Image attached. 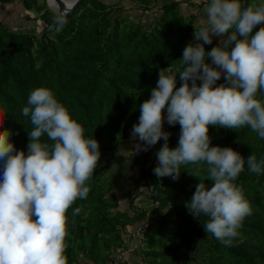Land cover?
I'll return each instance as SVG.
<instances>
[{
    "label": "trees",
    "instance_id": "trees-1",
    "mask_svg": "<svg viewBox=\"0 0 264 264\" xmlns=\"http://www.w3.org/2000/svg\"><path fill=\"white\" fill-rule=\"evenodd\" d=\"M131 1L135 8L122 7L120 0H82L66 14L68 22L56 34L48 26L57 13L44 0H0L17 3L27 12L20 14L24 28L9 27L0 18V126L10 130L15 148L27 151L33 126L22 109L29 92L46 87L83 126L85 137L96 139L99 151L109 154L98 161L87 182V198L68 209L67 264H104L110 251L121 246L125 227L148 220L147 205L135 203L142 196L147 204L156 201L157 207L144 230L139 264H264V173L250 172L245 163L236 183L250 202L252 215L244 219L232 246H225L204 231L206 217L198 220L185 207L199 178L207 176L206 165L200 166L199 178L193 175L196 165H182L178 180L158 179L153 173L158 161L153 160L163 139L148 151L120 152L121 143L139 122L140 105L150 98L159 71L180 68L183 49L195 42L194 27L201 25L193 15L184 17L174 1L157 7L151 21H142L134 11H151L156 0ZM30 20L38 21V32L28 26ZM260 26L264 25L254 31ZM217 43L213 37L206 51ZM180 84L177 75L176 86ZM164 126L176 131L163 128L171 134L169 147L175 148L180 126H170L166 119ZM209 136L212 146L231 147L245 159L252 153L258 160L264 158V139L248 127H210ZM41 139L51 143L46 135ZM114 159L134 162L123 171L129 175L128 183L120 187L126 199L120 208L114 195L117 182L104 173ZM135 167L136 174H131ZM204 183L211 186L209 180ZM76 208L80 212L73 215Z\"/></svg>",
    "mask_w": 264,
    "mask_h": 264
},
{
    "label": "clouds",
    "instance_id": "clouds-1",
    "mask_svg": "<svg viewBox=\"0 0 264 264\" xmlns=\"http://www.w3.org/2000/svg\"><path fill=\"white\" fill-rule=\"evenodd\" d=\"M205 15L194 27L195 42L183 49L180 68L159 71L131 135L143 142L136 144L137 152L163 139L153 169L158 179L178 180L182 165H196L193 175L199 178L200 166L206 165L207 176L199 178L185 207L194 218H207L206 233L232 246L252 215L237 178L245 163L250 172L264 173V158L252 153L245 159L231 147L212 146L209 128L248 127L264 139V26L254 31L264 25V0L246 6L243 0H208ZM67 22L61 11L48 30L59 34ZM213 37L220 39L206 51ZM222 77L224 83L217 84ZM22 115L33 126L26 152L18 151L10 130L0 126V264H67V212L90 192L99 143L85 137L83 126L46 87L29 92ZM165 119L180 126L175 148L163 130ZM45 135L51 143L42 141ZM79 212L76 208L73 215Z\"/></svg>",
    "mask_w": 264,
    "mask_h": 264
},
{
    "label": "crops",
    "instance_id": "crops-1",
    "mask_svg": "<svg viewBox=\"0 0 264 264\" xmlns=\"http://www.w3.org/2000/svg\"><path fill=\"white\" fill-rule=\"evenodd\" d=\"M177 2V6H178V10L179 12L184 16V17H188V15H193L194 16V22L196 24H199L202 22L203 19H206V15H205V8L207 6V4L205 3V0H156L155 1V5L152 6V8L150 9L151 11H144V12H140L139 11H134V13L139 17V19H141L142 21H151L152 20V16L153 14H155L154 11H156V8L159 7L161 4L163 3H168V2ZM116 2V1H115ZM123 2H127L129 3L128 5V8H133L134 7V2H132L131 0H120V3L122 4L121 6L124 7L125 4H123ZM15 4V5H14ZM6 5V6H4ZM14 5V6H13ZM10 6H13L15 7L16 6V10L19 12V14L23 15V14H26L27 12H25L24 10L20 9L19 10V4L17 3H7V4H1L0 3V12L1 14H5L7 12H10L11 14L13 13V11H15L13 9V7H10ZM127 7V5H126ZM135 8V7H134ZM3 9H7L6 11L3 10ZM2 10V11H1ZM16 12V11H15ZM149 12V13H148ZM141 13H144V15H141ZM15 14V13H14ZM20 15V16H21ZM22 20V19H21ZM214 39H216V41L218 42L219 41V37H214ZM135 142L139 143L136 138H134ZM136 143V144H137ZM135 147V145L133 146ZM124 148H126V144L124 143V141L121 143L120 145V152L122 153V151L124 150ZM136 149V147H135ZM134 149V150H135ZM133 151V150H132ZM118 152V153H120ZM101 155H100V158H99V162H102L103 160H105V158L109 155L108 153L104 152L102 153V151H100ZM104 154V156H103ZM123 154V153H122ZM126 162V161H125ZM118 163V162H117ZM117 163H115V159L114 160H111L109 162V164L107 165L108 166H115L117 165ZM127 165L124 166V168L122 169V173H123V177L122 178H118V177H110L112 179H115L116 182H117V186L115 188V198L117 199L118 201V208L121 207L122 204L126 203V199L125 197H122V195L120 194V190L122 188L120 187H123L125 186L127 183H128V175L129 173L125 174L123 172L124 169L126 168ZM107 176V174H106ZM109 177V176H108ZM145 197V196H144ZM144 197H139V198H136L135 200V203L138 205V206H146V213H147V219L148 221H150V217H151V213L153 212V208H151L152 204L149 203L147 204L146 201L144 200ZM146 198V197H145ZM125 200V201H124ZM151 204V205H150ZM133 226H126L125 229V233L124 235L122 236V242L124 241L125 239V235L128 234L131 230H132ZM138 251L139 250H134V251H128L127 253H125L124 255V261H123V264H139V261H140V256L138 255Z\"/></svg>",
    "mask_w": 264,
    "mask_h": 264
},
{
    "label": "rangeland",
    "instance_id": "rangeland-1",
    "mask_svg": "<svg viewBox=\"0 0 264 264\" xmlns=\"http://www.w3.org/2000/svg\"><path fill=\"white\" fill-rule=\"evenodd\" d=\"M104 1H106V2H115V1H117V0H104ZM259 2H261V0H249V4H256V3H259ZM123 4H125V7H126V5H127V7H128V5H129V3H127V2H123ZM15 5V4H14ZM13 5V6H14ZM4 6H6V5H4ZM13 6H10V7H13ZM7 7V6H6ZM19 7V10L21 9L20 8V5L18 6ZM53 12H55L56 13V9L55 8H51V7H49ZM13 9L16 11H13V13L11 14L10 12H7V13H5V14H1V12H0V18L4 21V23H6V24H8V26L9 27H12V28H15V27H17V26H22L23 24H22V21L23 20H21V16H20V14H19V12L16 10V6L15 7H13ZM3 10H7V9H3ZM2 11V10H1ZM8 11V10H7ZM131 12V11H130ZM15 13V14H14ZM149 13V12H148ZM141 15H144V13H141ZM19 20H21V21H19ZM31 22H30V24L31 25H28L29 27L30 26H32V27H34V30L35 31H39V24H38V21H32V20H30ZM26 24H27V22H26ZM21 28H24V26H22ZM131 133H132V130H130V132H129V134H128V136L126 137V139L124 140V143L126 144V148H124V150L122 151V153H123V155H125V154H128V153H130V152H132V150L134 151V149H135V147H133L134 145L136 146V143L137 142H135V140H134V138L132 137V135H131ZM103 153V152H102ZM104 154H105V152H104ZM104 154H103V156H104ZM118 162V163H117ZM115 163H117V165H116V167L115 166H108L107 168H105L104 169V173L105 174H107V176H109V177H118V178H122L123 176V174H122V169L124 168V166L125 165H133V161L131 162H125V160H121V159H115ZM130 173L131 174H136V167L134 168V170H131L130 171ZM125 201V200H124ZM126 203H124V204H122L121 205V207L122 206H124ZM139 252V251H138Z\"/></svg>",
    "mask_w": 264,
    "mask_h": 264
},
{
    "label": "built area",
    "instance_id": "built-area-1",
    "mask_svg": "<svg viewBox=\"0 0 264 264\" xmlns=\"http://www.w3.org/2000/svg\"><path fill=\"white\" fill-rule=\"evenodd\" d=\"M224 81V79H222ZM221 80L218 81L217 83L219 84L222 82ZM164 129H168L166 126L163 125ZM169 130V129H168ZM170 132H175L174 130H169ZM139 143H143L139 141V138L136 137ZM160 142V141H159ZM154 163L157 161V158L153 160ZM149 192H154V190H149ZM157 207V202L153 201L152 202V208L156 209ZM150 221H140L136 223L132 230L125 235V239L122 242L121 246L115 247L110 251L109 258L104 262V264H121L124 261V255L128 251H134L138 250L140 246L143 244L144 240V230L148 227Z\"/></svg>",
    "mask_w": 264,
    "mask_h": 264
},
{
    "label": "water",
    "instance_id": "water-1",
    "mask_svg": "<svg viewBox=\"0 0 264 264\" xmlns=\"http://www.w3.org/2000/svg\"><path fill=\"white\" fill-rule=\"evenodd\" d=\"M45 4L49 6L47 0H44ZM55 4L56 13L64 12L65 14L71 12L82 0H52ZM248 0H243L244 5H247Z\"/></svg>",
    "mask_w": 264,
    "mask_h": 264
},
{
    "label": "bare ground",
    "instance_id": "bare-ground-1",
    "mask_svg": "<svg viewBox=\"0 0 264 264\" xmlns=\"http://www.w3.org/2000/svg\"><path fill=\"white\" fill-rule=\"evenodd\" d=\"M47 2H48L49 6H50L51 8H55V4L53 3L52 0H47Z\"/></svg>",
    "mask_w": 264,
    "mask_h": 264
}]
</instances>
